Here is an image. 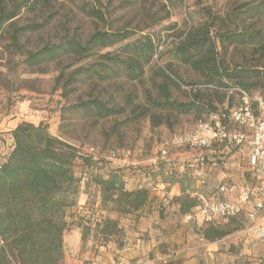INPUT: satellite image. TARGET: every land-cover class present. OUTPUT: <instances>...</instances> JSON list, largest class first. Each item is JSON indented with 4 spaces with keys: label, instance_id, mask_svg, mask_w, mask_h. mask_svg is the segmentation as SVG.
Segmentation results:
<instances>
[{
    "label": "rangeland",
    "instance_id": "rangeland-1",
    "mask_svg": "<svg viewBox=\"0 0 264 264\" xmlns=\"http://www.w3.org/2000/svg\"><path fill=\"white\" fill-rule=\"evenodd\" d=\"M14 1L21 3L22 0ZM99 3L106 16L105 22L85 14L84 11L91 7H98L94 0H37L35 9L28 5L19 7L18 14L5 24L0 35V162L6 160L12 147L10 131L27 123L44 126L51 136L75 148L91 147L98 153L128 151L142 165L157 150L165 149L179 173V165L185 159L181 160L178 155L188 153V150L183 146L170 147V141L193 129L196 119L192 115L180 116L172 129L164 125L152 127L149 118H141L114 131L111 127L125 121L127 114L92 120L76 105L97 97L110 105L121 106L130 93L137 97V103L144 104V90H150L155 97L152 82H159L151 72L154 66L171 64L182 81L200 80L198 74L178 63L168 52L181 39L189 22L201 20L196 0L172 3L164 0H99ZM244 3L259 5L263 10L258 19H246L244 25L250 31L264 34V0H202L204 7L222 18L236 12ZM3 7L12 10V3L5 0ZM28 25L40 27L21 34L18 44H12L13 29ZM169 27L173 29L167 30ZM121 29L134 31L133 39L154 34L159 45L160 54L146 67L140 82H129L124 78L109 83L75 81V76L74 80L70 79L77 69L90 67L98 61L99 54H115L119 45L96 50L85 59L69 56L38 67H29L24 62L29 52L71 37L84 42L95 31ZM225 59L231 64L264 68V54L256 48H230ZM188 89L182 87L183 91ZM251 94L264 99V91ZM173 96L177 100L184 99L175 91ZM236 101L237 97L233 95V102ZM246 157L244 150L238 152L235 149L229 154L224 151L223 155L206 157L204 175L194 181L195 191L210 198L218 191L216 179L238 191L239 184L231 179L235 181V177L245 175ZM74 166L78 176L81 163L76 162ZM114 169H118V162L94 166L86 182L79 184L74 206L64 209L63 264H264V241L254 238L249 222L243 217L214 225L216 229L230 232L214 242L205 240L203 231L207 226L198 227L178 213L174 201L179 195L177 185L154 187V199L144 208L145 215H117L108 210L110 206L104 209L96 181ZM131 178L138 177L132 175ZM183 186L187 191L193 190L187 182ZM224 197L229 199L227 195ZM106 219L117 221V229L103 236L101 230Z\"/></svg>",
    "mask_w": 264,
    "mask_h": 264
},
{
    "label": "trees",
    "instance_id": "trees-1",
    "mask_svg": "<svg viewBox=\"0 0 264 264\" xmlns=\"http://www.w3.org/2000/svg\"><path fill=\"white\" fill-rule=\"evenodd\" d=\"M8 1L12 3L9 11L3 7L5 0H0V35L5 24L18 14L16 10L19 7L28 5V8L35 9L37 3V0ZM164 1L172 3L175 0ZM94 3L98 7H91L84 11L85 14L105 22L106 16L99 0H94ZM196 6L202 15L201 20L189 22L181 39L168 52L178 63L198 74L200 80L182 81L171 64L154 66L151 72L159 82H152L155 97L150 90H144V104L137 103V97L130 93L121 106L110 105L94 97L78 103L76 108L92 120L127 114L125 121L111 127L114 131L141 118H149L152 127L164 125L172 129L183 115H192L197 122L210 114H229V109L235 104L233 95L238 100V90L250 95L258 90L263 92V66L254 69L231 64L225 59L230 48H256L264 54V34L250 31L244 25L246 19H258L262 15L261 7L244 3L236 12L222 18L204 7L202 0H196ZM39 27L14 28L10 36L12 44H18L21 34ZM171 29L173 27L167 28ZM135 35L128 29L95 31L84 42L71 37L29 52L24 62L29 67H38L69 56L85 59L96 50L119 45L115 54H99L98 61L90 67L77 69L70 79L74 80L75 76V81L109 83L124 78L129 82H140L146 67L160 53L154 34L147 33L133 39ZM183 86L189 89L183 91ZM173 91L181 93L184 99L174 98ZM221 121L226 122L227 118ZM10 132L11 150L6 160L0 162V264H63V235L66 231L63 211L74 206L81 178L87 180L94 166L107 161L82 154L77 148L51 136L42 125L22 123ZM233 150L227 144L214 145L205 151L204 162L208 156L223 155L224 151L229 154ZM76 162L81 163L78 176L74 170ZM192 165L191 156L179 165V173L175 168L167 169L162 164L109 171L96 181L100 188L101 206L104 209L110 206L108 210L117 215L141 214L154 199V187L177 185L179 195L174 197V201L178 205V213L185 217L199 204ZM132 175L140 179V187L127 190L125 184ZM186 182L192 185V191L183 186ZM115 229L117 221L106 219L101 234L106 236ZM229 232L208 225L203 238L214 242Z\"/></svg>",
    "mask_w": 264,
    "mask_h": 264
},
{
    "label": "built area",
    "instance_id": "built-area-1",
    "mask_svg": "<svg viewBox=\"0 0 264 264\" xmlns=\"http://www.w3.org/2000/svg\"><path fill=\"white\" fill-rule=\"evenodd\" d=\"M222 122L221 119H226ZM227 144L238 152L246 150L247 171L238 191L229 188L224 181L216 179L217 193L210 198L201 194L196 197L198 206L184 217L200 226L216 225L231 219L245 218L253 236L264 241V99L260 95L251 96L238 90V100L229 109V114H210L206 119L195 123L193 129L174 136L170 147L183 146L192 156L194 177L200 180L204 175V153L214 145ZM82 154L107 162H118V168L128 170L143 167L135 161L130 152L109 151L98 153L91 147L77 148ZM122 157V158H121ZM121 158V159H119ZM162 164L167 169L175 168L174 160L168 157L165 149L157 150L145 165ZM86 182L82 177L80 183ZM227 195L229 197H224ZM220 196H223L220 198Z\"/></svg>",
    "mask_w": 264,
    "mask_h": 264
},
{
    "label": "crops",
    "instance_id": "crops-1",
    "mask_svg": "<svg viewBox=\"0 0 264 264\" xmlns=\"http://www.w3.org/2000/svg\"><path fill=\"white\" fill-rule=\"evenodd\" d=\"M244 151H246V150L244 149ZM245 154H246V152H245ZM178 156H181L180 157L181 160L182 159H185L186 160V159L189 158V156L186 153L185 154H179ZM246 159H247V157H246ZM241 177H242V175L238 176L237 178L235 177V181L233 179H231V180L233 182H237L238 184H240L243 181ZM139 183H140V179L139 178H136V179H133L132 178V179L127 180V182L125 184V187H126L127 190H133V189H136V188L140 187ZM145 212H146V209H144L142 211V215H145Z\"/></svg>",
    "mask_w": 264,
    "mask_h": 264
}]
</instances>
